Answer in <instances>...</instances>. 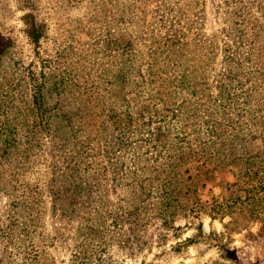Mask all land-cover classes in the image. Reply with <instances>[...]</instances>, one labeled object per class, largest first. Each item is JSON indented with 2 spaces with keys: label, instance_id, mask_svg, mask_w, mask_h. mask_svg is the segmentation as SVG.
<instances>
[{
  "label": "rangeland",
  "instance_id": "rangeland-1",
  "mask_svg": "<svg viewBox=\"0 0 264 264\" xmlns=\"http://www.w3.org/2000/svg\"><path fill=\"white\" fill-rule=\"evenodd\" d=\"M0 264H264V0H0Z\"/></svg>",
  "mask_w": 264,
  "mask_h": 264
},
{
  "label": "trees",
  "instance_id": "trees-1",
  "mask_svg": "<svg viewBox=\"0 0 264 264\" xmlns=\"http://www.w3.org/2000/svg\"><path fill=\"white\" fill-rule=\"evenodd\" d=\"M27 34L31 37V39H34L35 41L37 40V35L36 33H38V30L35 28V26L33 24H30V26L27 28L26 30ZM41 93V92H40ZM39 95V94H38ZM35 96V95H34ZM38 98V99H37ZM35 98V105L38 106L39 110H42V106H43V100H39V97Z\"/></svg>",
  "mask_w": 264,
  "mask_h": 264
}]
</instances>
